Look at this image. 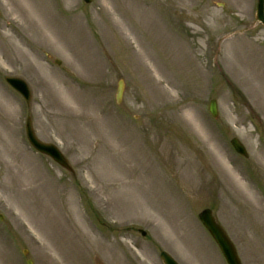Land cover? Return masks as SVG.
<instances>
[{
    "label": "rangeland",
    "instance_id": "obj_1",
    "mask_svg": "<svg viewBox=\"0 0 264 264\" xmlns=\"http://www.w3.org/2000/svg\"><path fill=\"white\" fill-rule=\"evenodd\" d=\"M255 5L0 0V264H163L161 250L228 264L198 218L206 207L241 264H264ZM26 117L71 171L32 148Z\"/></svg>",
    "mask_w": 264,
    "mask_h": 264
},
{
    "label": "water",
    "instance_id": "obj_2",
    "mask_svg": "<svg viewBox=\"0 0 264 264\" xmlns=\"http://www.w3.org/2000/svg\"><path fill=\"white\" fill-rule=\"evenodd\" d=\"M86 3L91 2L92 0H83ZM264 0H257L256 5V12H255V19L264 26ZM56 63H60L59 60L55 59ZM5 80L13 86L17 91H19L27 102H29L30 99V89L27 85V83L15 76H6ZM123 86L124 81L122 79H119L117 81V88L115 93V101L119 103L122 98L123 93ZM208 109L212 116L216 117L218 115L217 108H216V101L214 98H211L209 100V106ZM25 131L26 136L31 145L39 152L49 156L54 161H56L59 165L67 168L68 170H72L71 166L69 165L66 157L62 154V152L58 149V147L50 142H44L38 139L33 131L31 121L29 117H26L25 121ZM231 145L234 147V149L240 153L243 156H247V152L242 144L236 137H232L230 139ZM1 217V215H0ZM198 218L202 225L205 227V229L209 232V234L212 236L216 244L218 245L222 255L224 256L225 260L228 264H241L240 259L237 255L236 249L234 247V244L226 234L223 227L215 220L214 215L212 214V211L210 208L206 207L203 208L198 213ZM141 233L144 235L145 231L142 230ZM160 257L163 260L164 264H178V262L166 251L162 250L160 252ZM27 264H32V261L30 259L26 260Z\"/></svg>",
    "mask_w": 264,
    "mask_h": 264
}]
</instances>
